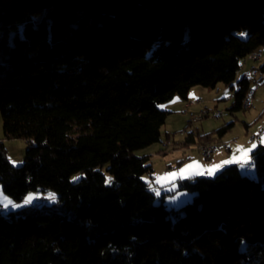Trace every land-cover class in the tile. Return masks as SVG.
<instances>
[{
	"label": "trees",
	"instance_id": "16d2710c",
	"mask_svg": "<svg viewBox=\"0 0 264 264\" xmlns=\"http://www.w3.org/2000/svg\"><path fill=\"white\" fill-rule=\"evenodd\" d=\"M263 47L264 0H0L3 139L28 143L13 167L0 140V187L15 202L56 195L0 211V264H264V146L252 177L232 165L178 180L194 195L180 209L156 202L149 158L135 155L230 133L234 121L190 122L183 141H162L160 105L222 84L229 114L245 111L252 79L236 76Z\"/></svg>",
	"mask_w": 264,
	"mask_h": 264
},
{
	"label": "rangeland",
	"instance_id": "374dc122",
	"mask_svg": "<svg viewBox=\"0 0 264 264\" xmlns=\"http://www.w3.org/2000/svg\"><path fill=\"white\" fill-rule=\"evenodd\" d=\"M247 64L245 61L244 63H242V67ZM253 71H258V73H256V76L253 77L252 79V85L250 87V90H253L254 93L257 89L260 88L261 83L259 85V80H261V75L258 69H254ZM255 84H258V87L255 89ZM198 89H200V93L196 94L195 97H192L193 100L194 99H198V101H200V99L203 100V103L199 106H196L195 108H193V110L187 112V116L185 118H181L179 116H175V115H170L167 117L165 124L163 125V127L161 128V139L162 141L164 140V136L166 133L172 135V139L174 142H180L183 141L184 137L181 135H185L186 134V127L188 125V122H191V127L190 130H199L200 132H206V133H210L218 128H220L221 126L234 121V127L233 129L230 131V133L227 134L228 137L230 136H237L240 137V135L242 134L244 128H243V121L244 119H249L250 116H248V113H250L251 116L255 115L259 110H263L264 107H261V103L255 105L254 101L252 98L254 96V93L250 99V107L251 104L253 103V108L255 109H251L249 111H241L236 113L234 116L230 115L229 112L227 111L229 103L228 101H221V102H213L212 101V96H214L216 94L215 90H211V89H206V88H202V87H197ZM252 102V103H251ZM264 106V105H263ZM161 108L164 107V105H160ZM249 107V108H250ZM204 108H210V109H214L217 108L216 111H213L212 113H207V112H203ZM263 108V109H262ZM247 109V108H244ZM192 113H198L199 117L202 113H205V115H207L208 117H204L201 120H196L194 117L191 118V114ZM221 113V115H218V118H216L214 115ZM246 119V120H247ZM188 121V122H187ZM257 135V134H256ZM253 135V136H256ZM252 136V137H253ZM251 137V138H252ZM250 138V139H251ZM0 140H3L4 142V146L6 149V156L7 159L9 161V163L11 164V166L13 167H20L23 165L24 160H25V154H26V150L28 148V143L25 140H16V139H11V140H5L3 139V128H2V119L0 116ZM170 148L166 149H170L173 150V145L172 144H167ZM199 145L195 146V147H191L190 149V154L193 155V159H197L196 156L200 155L198 153V151H196L197 147ZM179 150V149H178ZM135 155L137 157H148L149 158V163L151 164L152 168H153V176L151 177H143V180L145 182L150 183V185L153 187L155 196H156V202L159 203L161 202V199L164 198V204L168 209H180L182 208L184 205L189 204L192 202L194 195L188 192H183V191H177V181L178 180H184V179H179V178H175L173 179L171 182H164V183H159L157 182V178L158 177H162L167 175L168 173H172V172H179L178 168L182 169L184 168L185 165V161H180L181 159H175L170 157L167 161V156H163V144H154L148 148L142 149V150H138L135 152ZM166 157V158H165ZM179 158L182 157V155L178 156ZM177 157V158H178ZM200 157V156H199ZM213 157V155H212ZM201 160V164H205L208 165V161L202 159L200 157ZM172 161V162H169ZM179 161V162H178ZM177 162V163H176ZM170 164V165H168ZM175 164V166H174ZM179 165V167L176 168V165ZM249 165L245 166V167H241L240 166V172L244 175H247L249 177H252L254 175V171L252 170H246L248 168ZM171 167V168H170ZM107 169V165H105L102 168V172L104 173V175L107 177V180L110 179L109 173L106 171ZM216 174H212L206 177L212 178L214 177ZM78 179V176H74L72 178V181H76ZM157 192H159V195H157ZM29 196L33 197V199L31 200L30 203H25L26 198H28ZM55 197V199H51L50 197ZM10 201V202H9ZM56 201V195L53 192L47 191V192H41V191H36V192H30L27 194V196L20 202H15L13 201L9 196H7L1 189L0 187V209L1 211H3L4 214H8L10 212H18L21 211L23 208L27 207V206H33V205H51ZM44 202V204H43Z\"/></svg>",
	"mask_w": 264,
	"mask_h": 264
},
{
	"label": "crops",
	"instance_id": "0c3cea01",
	"mask_svg": "<svg viewBox=\"0 0 264 264\" xmlns=\"http://www.w3.org/2000/svg\"><path fill=\"white\" fill-rule=\"evenodd\" d=\"M257 52L259 53V59L255 62L250 61L248 59L245 60V62L247 64H245L243 67L241 66L239 72L237 73L236 81L240 80L245 75H249L253 69H258L262 65H264V47L259 49ZM211 90H215V92H216V94L214 96H212L213 102L217 103V102H221V101H228L229 105L231 104L232 94L228 91V89L224 85L218 84L214 89H211ZM200 92H201L200 89H198L197 87H194L189 91L188 96H187V100H182L178 97H175L174 99H172L168 103L163 104L164 107L161 109L169 112L168 116L175 115V116H179L181 118H185L187 116L186 115L187 112L193 110V108H195L196 106H199L203 103L202 99H200V101H198L199 98L194 99V100H193V98H191V96L195 97L196 94H199ZM252 99L255 100L254 101L255 105L261 103V107H264L263 106L264 105V82H262L260 88L255 91ZM251 109H255V108H253V103L251 104V107L249 109H245V111L246 110L249 111ZM216 110H217V108H214L213 110L210 108H204L203 112H207L209 114V113H212L213 111H216ZM197 114L198 113H192L191 118H193V117L195 118V116L199 115V114L198 115ZM221 116H222V114H221ZM248 116H250L249 119H247V117H246L247 120L244 119V121H243L244 130H243L242 134L240 135V137H237V136L228 137L226 135L219 142H217L218 144L216 143L217 148L213 153L212 159L206 160L209 162L208 165L201 164L202 162L200 160V157H201L200 155L196 156L197 159H193V155L190 154V152H189L191 148L184 149V150H178V149H175V150L169 149L168 150V149H166V147L167 148H170V147L167 144L163 143V156H167V161L170 157H172V158H175L176 160L181 159L180 161H185V165L197 163L200 166H202L201 171L203 172V174H201V175L190 174L188 178H179V179H184V180L190 179V178H196V177L209 176V174L206 171H204V169L210 168L213 165H221V164H223L224 161L230 160L234 154L239 155V153H235V151H234L238 146L243 147L245 149H248V148H251L253 144L256 145V147L253 149V151L249 154L250 160H251L252 154L256 150V148H258L259 146H264V143L261 142L262 140H264V133L260 135L259 140L252 141L250 139L253 135L258 134L260 131V128L264 125V109L259 110L253 116H251L250 113H248ZM203 133H206V132H203ZM181 136L184 137L185 135H181ZM224 145H226L228 147V150H226L224 148ZM179 155H182V157L179 158L178 157ZM169 162H172V161H169ZM168 165H170V164H168ZM179 165H181V164L176 165V168L179 167ZM232 165H237L239 167V170H240L239 164H235V163L224 164V166L221 167L219 169V171H216L214 174H217L223 168L228 167V166H232ZM174 166H175V164H174ZM178 170L180 171V168H178ZM246 170H249V169L247 168ZM251 170L253 171V169H251Z\"/></svg>",
	"mask_w": 264,
	"mask_h": 264
},
{
	"label": "snow or ice",
	"instance_id": "6c2138e0",
	"mask_svg": "<svg viewBox=\"0 0 264 264\" xmlns=\"http://www.w3.org/2000/svg\"><path fill=\"white\" fill-rule=\"evenodd\" d=\"M264 143V140L261 141ZM256 147L255 144L252 145L251 148L245 149L243 147L238 146L234 151L235 153H239V155H233L230 160L224 161L221 165H213L210 168L204 169L209 175L214 174L216 171H219L221 167L224 166V164H239L241 167H245L247 165H250L252 162L250 160L249 154L253 151V149ZM201 167L197 163L186 165L184 168L180 169L179 172H172L168 173L165 176L158 177L157 182L164 183V182H171L175 178H188L190 174L194 175H201L203 172L201 171ZM157 195H159V192H157ZM51 199H55V197H50ZM33 197L29 196L26 198L25 203H30ZM10 202V201H9Z\"/></svg>",
	"mask_w": 264,
	"mask_h": 264
},
{
	"label": "bare ground",
	"instance_id": "6f19581e",
	"mask_svg": "<svg viewBox=\"0 0 264 264\" xmlns=\"http://www.w3.org/2000/svg\"><path fill=\"white\" fill-rule=\"evenodd\" d=\"M253 57H255V61H257L259 59V53L257 51H254L252 52L248 57L247 59H253ZM256 73H258V71H253V77L256 76ZM261 74V72H259ZM262 75V74H261ZM258 87V84H255V89ZM254 91L253 90H248L246 95H245V100L243 102V107L244 108H249L250 107V99L253 95ZM264 128V125L260 128V131ZM258 135V134H257ZM255 137V136H253ZM252 137V138H253ZM251 138V139H252ZM214 144L216 143H213V144H208V145H199L196 149L197 150H205V157H212L214 151L216 149H212V147L214 146ZM218 144V143H217Z\"/></svg>",
	"mask_w": 264,
	"mask_h": 264
},
{
	"label": "built area",
	"instance_id": "2783aa9c",
	"mask_svg": "<svg viewBox=\"0 0 264 264\" xmlns=\"http://www.w3.org/2000/svg\"><path fill=\"white\" fill-rule=\"evenodd\" d=\"M250 61H253V62H255V57H253V59H249ZM254 70V69H253ZM253 70L250 72V78L251 79H253ZM261 78H262V76H261ZM259 85H260V80H259ZM247 109H249V108H247ZM218 115H221L220 113H218V114H216V115H214L216 118H218ZM202 116H204V117H208L207 115H205V113H202L199 117H196L195 119L196 120H201L203 117ZM264 133V128L261 130V131H259V133H258V135H256L255 137H253L251 140L252 141H255V140H259L260 139V135L261 134H263ZM217 148V144H214V146L212 147V149L214 150V149H216ZM224 148L226 149V150H228V147L226 146V145H224ZM196 151H198V153L200 154V156L203 158V159H205V160H211L212 159V157H205V150H196ZM248 169L249 170H251V169H253V166L252 165H249L248 166ZM0 211H1V209H0Z\"/></svg>",
	"mask_w": 264,
	"mask_h": 264
}]
</instances>
